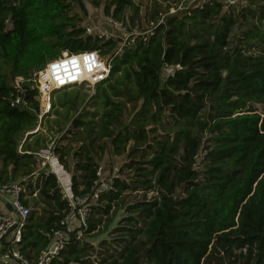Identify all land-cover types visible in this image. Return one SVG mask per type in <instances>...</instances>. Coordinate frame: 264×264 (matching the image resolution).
<instances>
[{
	"label": "trees",
	"instance_id": "16d2710c",
	"mask_svg": "<svg viewBox=\"0 0 264 264\" xmlns=\"http://www.w3.org/2000/svg\"><path fill=\"white\" fill-rule=\"evenodd\" d=\"M139 7L106 0L103 10L122 25L131 11L134 25ZM80 12L88 14L83 0H0V184L25 179L20 252L36 261L56 231H67L69 201L54 173L33 174L35 152L51 145L72 173L74 197L89 201L111 147L125 156L111 188L50 264H264V0L197 2L124 45L88 34ZM162 15L153 7L144 18L151 25ZM85 51L110 61L108 77L91 94L85 84L55 90L40 129L21 143L41 114L27 80L63 52ZM165 65L179 68L166 76ZM134 193L113 243L103 241L92 259L88 239L108 231ZM8 247L5 239L0 255Z\"/></svg>",
	"mask_w": 264,
	"mask_h": 264
},
{
	"label": "built area",
	"instance_id": "2783aa9c",
	"mask_svg": "<svg viewBox=\"0 0 264 264\" xmlns=\"http://www.w3.org/2000/svg\"><path fill=\"white\" fill-rule=\"evenodd\" d=\"M199 0H178L173 5L167 14L176 13L178 11L187 10L192 7ZM207 0H201L200 2H206ZM226 6H235L240 0H222ZM167 14L161 16L158 23L151 22L150 28L145 32L136 31L134 35L145 36L152 34V30L155 26L161 23ZM113 19V18H112ZM114 25L120 27L122 24L113 20ZM86 28V27H85ZM86 32L93 34L92 29L87 27ZM101 39H110L115 37L108 31L99 29L96 34ZM122 39V38H121ZM129 38H127L128 41ZM133 41V39H132ZM126 43L123 40L122 45ZM179 66L165 65L163 67V73L166 76L173 75L174 71ZM111 65L108 59H103L96 51H85L81 53L69 54L63 52L62 55L52 61H50L46 67L35 76V87L39 90V100L41 105V114L39 115V125L45 114L49 113L52 108V94L55 90L63 87H71L74 85L87 84L93 87L96 83L105 80L110 73ZM21 98H16L13 104H20ZM38 125V126H39ZM37 129L35 132H37ZM32 131L26 133L27 136ZM42 150V149H41ZM51 152L54 161L51 162L53 166V172L58 174V169L54 168L55 165L60 167V170L64 172L63 165L59 162L57 156L54 155L52 147L43 149ZM61 164V165H59ZM55 169L57 172H55ZM103 168L100 166L97 170V175L100 179ZM33 174L36 175V172ZM34 175V176H35ZM117 176V175H116ZM25 179H20L14 182H7L0 184V250L3 246L5 239H8L9 247L5 254L0 255V261L13 262L14 264H50L51 260L60 254L63 249L64 241L68 239L69 231L75 229V225L79 227L86 226L87 215L89 213V201L91 199L97 200L101 191L111 188V183H108L104 188H100L91 199L88 201V197L77 198L71 189V181L69 184H64L65 192L63 198L67 199L70 204V210L61 221V225L66 227L67 231H56L52 237L46 250H44L36 261L29 260L20 252V243L22 240V230L27 223L30 216V207L23 203V194H26L27 187L25 185ZM36 195V193L34 194ZM88 201V202H87ZM81 236V234H80Z\"/></svg>",
	"mask_w": 264,
	"mask_h": 264
},
{
	"label": "rangeland",
	"instance_id": "374dc122",
	"mask_svg": "<svg viewBox=\"0 0 264 264\" xmlns=\"http://www.w3.org/2000/svg\"><path fill=\"white\" fill-rule=\"evenodd\" d=\"M87 10L88 14L85 15L84 13H81V16L83 17V23L82 26L84 27H89L92 29V33L96 34V32L99 29H102L104 31H108L110 34H113L115 38L119 40V42L123 43V40L127 41V38L129 36L133 35L136 31H142L144 29H141V27L149 28L150 23L146 21L144 18L145 14H147L149 11L152 10L153 7L158 8V10L161 12V14L166 13V6L169 5V3H173L174 0H134L137 2V4L140 5L139 9L141 10L139 12V17L136 18L134 25L130 22V16L132 12L130 11L127 14L128 20L125 22V24L121 25L120 27H117L114 25L112 18L104 14L103 6L106 2V0H102V5L100 7H95L91 4L92 0H83ZM201 0L197 1L200 3ZM196 2V3H197ZM195 3V4H196ZM160 4L158 7L157 5ZM142 18V19H141ZM141 22H143L141 24ZM131 26V29H130ZM122 38V39H121ZM27 83L30 86L35 85V76L29 78L27 80ZM84 90L88 93H92V87L89 85L85 84L84 85ZM55 95H53V99L55 98ZM263 107H260L262 109ZM52 118V117H51ZM39 123L37 124L36 128L32 129V133L35 132L37 129H40ZM18 139L21 141V143L26 139L25 134H21ZM51 146V145H49ZM35 156L37 158V167H36V178L42 173V172H53V166H51V162L54 161L53 155L51 152H48L46 150H38L35 152ZM125 161V156H116L113 152L111 147L108 148V150L105 152V154L101 157V160H99V166L103 168L102 173L100 175V183L101 187L104 188L108 183H110L113 178L117 175L119 168L122 166V164ZM61 165V164H59ZM69 166L71 171L73 170V158H69ZM54 168L58 169V173H60V177L58 174H55L57 176L59 185L61 187V190L64 194L65 188L62 187L63 183L64 184H69L71 179H72V173L70 171L64 170L62 172L60 170V167L58 165H55ZM36 179H34L35 181ZM140 196L139 194H131L126 196L125 201L123 205L119 208L117 213L115 214L114 221L110 225L108 231H105L101 234H97L95 237H91L88 240L95 246V254L93 255L92 259L98 258L99 254L97 252H100L102 247H99V245L103 242L106 241V243H113V239L117 236L116 233H114V230L120 226L121 224H124V220L127 217L126 214V208L132 204L135 200V197ZM95 199H91L89 201V204L93 203ZM75 228H78L77 225H75Z\"/></svg>",
	"mask_w": 264,
	"mask_h": 264
},
{
	"label": "crops",
	"instance_id": "0c3cea01",
	"mask_svg": "<svg viewBox=\"0 0 264 264\" xmlns=\"http://www.w3.org/2000/svg\"><path fill=\"white\" fill-rule=\"evenodd\" d=\"M55 172H57L56 169H55Z\"/></svg>",
	"mask_w": 264,
	"mask_h": 264
}]
</instances>
